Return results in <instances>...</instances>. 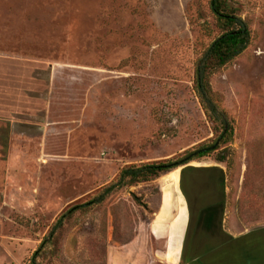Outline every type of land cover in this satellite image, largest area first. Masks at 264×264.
<instances>
[{"label": "rangeland", "instance_id": "374dc122", "mask_svg": "<svg viewBox=\"0 0 264 264\" xmlns=\"http://www.w3.org/2000/svg\"><path fill=\"white\" fill-rule=\"evenodd\" d=\"M237 1L253 40L211 80L234 121L229 169L192 160L219 137L195 93L220 34L211 0H0V264H30L63 212L142 164L179 166L77 213L37 263L194 264L184 228L162 233L191 160L223 174L228 231H264V0Z\"/></svg>", "mask_w": 264, "mask_h": 264}, {"label": "trees", "instance_id": "16d2710c", "mask_svg": "<svg viewBox=\"0 0 264 264\" xmlns=\"http://www.w3.org/2000/svg\"><path fill=\"white\" fill-rule=\"evenodd\" d=\"M210 9L214 16L215 27L219 35L210 44L208 49L200 56L195 69V93L208 119L215 124V130L219 137L212 144L206 145L197 151L194 159L207 157L215 154L218 163L228 164L229 169L233 164V153L228 147L234 140V121L223 108L220 98L212 88L211 80L215 74L223 70L250 47L253 40V32L250 22L242 15L241 7L237 0H211ZM207 34H212L209 23L204 24ZM220 140V145L214 150H209ZM192 155V156H193ZM191 160V161H192ZM191 161L182 164L188 165ZM179 164L172 162L142 164L140 166H128L121 170L118 178L104 186L98 194L84 204L75 205L63 212L54 223L49 235L44 239L39 249L31 258L30 264H38L37 261L44 253L48 244L52 245L59 239L63 231L77 213H87L98 206L106 203L119 191L137 186L139 184L153 182L160 176ZM137 204L142 205L140 198L134 196ZM186 242L183 250L182 260L185 261Z\"/></svg>", "mask_w": 264, "mask_h": 264}, {"label": "crops", "instance_id": "0c3cea01", "mask_svg": "<svg viewBox=\"0 0 264 264\" xmlns=\"http://www.w3.org/2000/svg\"><path fill=\"white\" fill-rule=\"evenodd\" d=\"M183 171L180 190L188 208L184 259L194 264H264V231L237 235L225 228L221 204L224 201L225 188L223 174L215 172L216 169L201 170L188 165ZM177 215L174 221L182 213L178 212ZM172 217V214L167 215V222L162 224V233L166 230L170 240L174 236H181L180 228L175 232L176 226L169 232L172 225L168 224Z\"/></svg>", "mask_w": 264, "mask_h": 264}, {"label": "flooded vegetation", "instance_id": "af4514ba", "mask_svg": "<svg viewBox=\"0 0 264 264\" xmlns=\"http://www.w3.org/2000/svg\"><path fill=\"white\" fill-rule=\"evenodd\" d=\"M184 214V215H183ZM186 215V216H185ZM188 208L186 207V211L185 213H182V215H179L178 220H176L178 222V224L176 225V228H180L179 229V233L181 232V235H183L182 233V228L185 229L186 231V224L188 223ZM186 218V219H185ZM173 242L176 241V236L173 237V239H171Z\"/></svg>", "mask_w": 264, "mask_h": 264}, {"label": "water", "instance_id": "95a60500", "mask_svg": "<svg viewBox=\"0 0 264 264\" xmlns=\"http://www.w3.org/2000/svg\"><path fill=\"white\" fill-rule=\"evenodd\" d=\"M220 145V140L216 143V145L214 147H212L211 149L209 150H214L216 147H218ZM179 166V165H178Z\"/></svg>", "mask_w": 264, "mask_h": 264}]
</instances>
